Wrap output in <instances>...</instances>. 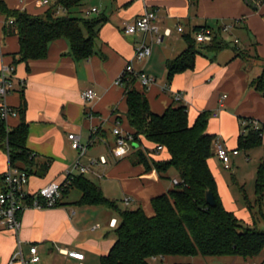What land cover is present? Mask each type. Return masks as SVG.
<instances>
[{
	"label": "crops",
	"instance_id": "0c3cea01",
	"mask_svg": "<svg viewBox=\"0 0 264 264\" xmlns=\"http://www.w3.org/2000/svg\"><path fill=\"white\" fill-rule=\"evenodd\" d=\"M0 1L11 10L36 16L44 15L58 2L48 0L49 4L44 5L43 0ZM93 8L99 12L87 15ZM146 10L157 13L162 29L173 30L165 43L152 44L149 60L134 63L136 69L156 79V83L147 88L136 84L138 90L146 94L155 114L162 115L170 106L184 104L188 107L189 124L193 125L200 113L210 112L208 133L215 135L229 151L238 149L242 119L260 121L262 146L232 154L230 166L226 168L217 157L214 143L213 157L209 160L225 208L248 225L258 224L259 217L254 219L248 209V202H252L249 196L245 194V206L240 207L233 188L236 185L245 191L243 181L246 177L240 176L241 167L247 168L255 185L258 167L264 161V95L253 85L263 70V63L258 58L264 59V5L255 12L244 0H199L196 5L188 0H86L74 10V16L106 19L97 29L94 54L89 59L76 60L69 41L60 39L50 44L46 59L32 60L28 64L17 63L19 37L5 34L8 18L0 13V76L3 67L12 65L16 69L15 89L6 102L16 111L26 103L25 119L29 124L26 147L35 156L28 192L36 193L51 183L63 182L67 171L73 169L79 153L72 148L70 134L78 135L81 143L88 147L81 159L82 165L89 169L84 176L99 185L104 195L116 201L121 210L143 208L152 217V199L171 190L166 180L178 179L177 172L170 170L163 176L156 170H148L136 157L135 143L124 158H116L113 154L116 148L114 128L118 126L133 133L126 117V89L116 86L115 81L127 63L134 59L136 48L145 40L150 41V37L143 34L126 35L124 25L142 16ZM232 24L235 26L231 35L237 37L238 43L229 41L221 32L230 42L229 47L217 53L203 51L197 56L193 69L176 75L168 83L167 64L187 50L185 35L196 27L217 32ZM178 26L184 28L183 33L177 32ZM236 49L248 55L255 53L257 59H242L237 56ZM166 85L168 90L164 89ZM90 89L97 97L86 102L83 93ZM176 94H182L181 102L175 100ZM21 120L17 113L6 122L13 129L21 124ZM142 141L144 151L154 147L146 139ZM102 156L107 158L106 164H92ZM150 156L156 161L170 159L167 150ZM9 167L8 155L0 144V183ZM75 174L80 175L78 171ZM80 198L79 190L70 189L59 200L61 206L27 208L22 214L18 234L0 231V264H32L28 262L32 246L37 247L40 257L37 264H100L101 258L116 243L115 228L111 223L117 220L118 225L119 216L105 207L79 206L76 203ZM126 199L130 200L128 205ZM20 250L26 263L13 261ZM61 251H77L84 254V259L71 258Z\"/></svg>",
	"mask_w": 264,
	"mask_h": 264
},
{
	"label": "trees",
	"instance_id": "16d2710c",
	"mask_svg": "<svg viewBox=\"0 0 264 264\" xmlns=\"http://www.w3.org/2000/svg\"><path fill=\"white\" fill-rule=\"evenodd\" d=\"M85 1L58 0L44 15L38 16L11 10L4 1H0V13L8 18L5 34H17L19 37L17 63L28 64L32 60L46 59L50 44L60 39L69 41L71 54L76 60L89 59L94 54L97 29L106 19L74 16V10ZM188 1L196 5L199 0ZM244 1L255 12L264 5V0ZM59 7L66 12L57 14ZM200 29L196 27L192 33L185 35L187 50L168 62V83L176 75L193 69L197 56L203 51L217 53L230 46L220 30L216 32L212 43L199 46L195 33ZM236 53L238 57L248 59V53L239 49H236ZM258 60L263 63V70L253 85L257 92L264 95V59L259 57ZM136 84L133 83L126 92V117L135 144L138 145L136 157L148 170H156L163 176L175 170L180 183L168 193L152 199L154 215L149 217L143 208L121 210L116 201L104 195L99 185L84 175L74 177L66 191L77 189L81 192L77 205L105 207L119 216V223L115 227L116 243L101 258L100 264H150L151 259L157 261L170 256L194 257L198 254L209 257L240 256L246 259L260 255L264 251V230H260L256 223L245 224L228 211L219 195L216 178L209 165L216 140L215 135L208 133L210 112L200 113L193 125L189 124L188 107L184 104L172 105L162 115L155 114L146 94L139 91ZM25 108L26 103H23L17 110L22 120L16 128L10 129L6 120L0 117V144L11 166L25 169L31 174L35 156L26 147L29 124L25 119ZM245 129L247 132L240 136L238 151L249 152L263 145V128L254 131L248 125ZM143 138L154 147L145 148L144 151L141 148ZM159 146L169 152V160L156 161L150 156L156 155ZM209 191L214 195V206L207 204ZM255 195V201L248 202V209L254 219H264V161L258 167ZM58 206H61L59 202L55 207Z\"/></svg>",
	"mask_w": 264,
	"mask_h": 264
},
{
	"label": "built area",
	"instance_id": "2783aa9c",
	"mask_svg": "<svg viewBox=\"0 0 264 264\" xmlns=\"http://www.w3.org/2000/svg\"><path fill=\"white\" fill-rule=\"evenodd\" d=\"M44 5L49 4L48 0H43ZM66 10L59 7L57 14H63ZM97 8H93L87 12V15L98 13ZM235 25H226L221 29L224 34L229 33ZM124 32L126 35L134 36L138 34H143L145 37H150V41L146 40L142 42L135 51V56L132 61H129L115 81V85L129 90L133 83H139L143 87L147 88L156 83L155 77L145 73L142 70L135 68L134 63H144L149 60L152 56V44H163L165 41L173 34L171 28L162 29L158 22V15L155 11L146 10L142 16L134 19L133 21L126 22L124 25ZM178 33H183L184 28L182 26L177 27ZM216 37V32L210 28H202L195 33V39L198 44H210ZM236 43L239 41L236 39ZM1 49V45H0ZM15 66H6L2 69V74L0 76V117L3 120H7L10 116L17 115V111L11 108L7 102V96L15 89ZM168 85L164 87L168 90ZM97 97L96 92L93 89L87 90L83 93V99L86 102H91ZM175 100L177 102L182 101V94H176ZM242 133H246L245 129L248 125L254 131H260L262 125L257 119H245L241 121ZM113 133L116 137V148L113 154L116 158H124L129 150L132 148V144L135 143V137L132 133L124 131L120 127H115ZM69 140L72 143V148L78 151V159L75 161L73 169L67 171L65 179L61 183H51L46 187L40 189L36 193L28 192V185L30 181V174L25 169L19 167H13L10 165L8 171L4 173L0 183V231H8L18 234L22 227V214L27 208L36 209H48L53 208L57 205L61 199L63 193L69 188L72 180L75 176V171H78L80 175H84L88 172V168L82 165L81 159L86 155L88 147L83 145L80 141V137L76 134H70ZM217 146V157L224 164L226 168L230 166L231 155H237L238 150L229 151L219 139L215 140ZM164 148L159 146L156 152L159 153ZM108 162L107 158L102 156L99 160H93L92 164H106ZM180 181L178 179H173L172 184L174 186L179 185ZM128 205L130 203L129 199L125 200ZM112 227H117V220H113L111 223ZM71 258L77 260H83L84 254L77 251H61ZM31 259L30 263L37 264L40 262V257L38 255L37 247L32 246L30 248ZM22 260L26 263V259L20 250L14 255L13 261Z\"/></svg>",
	"mask_w": 264,
	"mask_h": 264
},
{
	"label": "rangeland",
	"instance_id": "374dc122",
	"mask_svg": "<svg viewBox=\"0 0 264 264\" xmlns=\"http://www.w3.org/2000/svg\"><path fill=\"white\" fill-rule=\"evenodd\" d=\"M230 31L229 33L226 34L227 39L229 41L234 42L235 39L237 38L235 35H231ZM251 57H257V55L254 54H250L248 56V59H251ZM237 169V168H236ZM174 171V170H172ZM240 176L242 177L243 175L246 177V180L243 181L245 183V191H243L242 189L237 188V186L233 185L234 188V192L237 195V199L240 203V207L245 206V196H249L250 200L252 202L255 201V185L253 184V181L250 178V175L247 174V168H240ZM167 176H170L169 174ZM171 189H174L175 186L172 184L171 179L170 180H166ZM256 181V180H255ZM246 194V195H245ZM256 212H258V209L256 210ZM263 212H264V205H263ZM260 220H258V224L257 227L260 230H264V219L260 218ZM245 224H247L244 220H242ZM28 262L30 263V261L28 260ZM150 264H264V251L254 257V258H244V257H240V256H220V257H209V256H203L201 254H198L194 257H186V256H170V257H166L164 259H158L157 261L151 259L150 260Z\"/></svg>",
	"mask_w": 264,
	"mask_h": 264
},
{
	"label": "water",
	"instance_id": "95a60500",
	"mask_svg": "<svg viewBox=\"0 0 264 264\" xmlns=\"http://www.w3.org/2000/svg\"><path fill=\"white\" fill-rule=\"evenodd\" d=\"M134 147L137 148L138 145L135 144ZM207 204L210 205V206H214L215 205L214 195L210 191L207 193Z\"/></svg>",
	"mask_w": 264,
	"mask_h": 264
}]
</instances>
